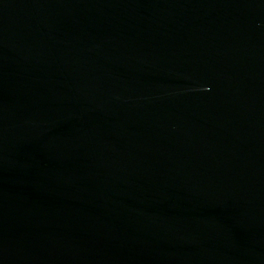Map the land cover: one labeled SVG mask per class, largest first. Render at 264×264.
Returning <instances> with one entry per match:
<instances>
[{
	"label": "water",
	"instance_id": "obj_1",
	"mask_svg": "<svg viewBox=\"0 0 264 264\" xmlns=\"http://www.w3.org/2000/svg\"><path fill=\"white\" fill-rule=\"evenodd\" d=\"M0 264H264V0H0Z\"/></svg>",
	"mask_w": 264,
	"mask_h": 264
}]
</instances>
